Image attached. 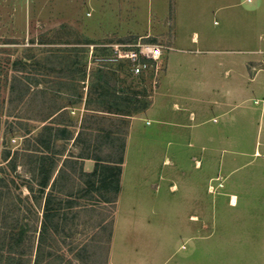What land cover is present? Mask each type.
<instances>
[{
    "label": "rangeland",
    "instance_id": "rangeland-1",
    "mask_svg": "<svg viewBox=\"0 0 264 264\" xmlns=\"http://www.w3.org/2000/svg\"><path fill=\"white\" fill-rule=\"evenodd\" d=\"M85 155L121 159L114 205ZM23 230L0 264H264V0H0V241Z\"/></svg>",
    "mask_w": 264,
    "mask_h": 264
},
{
    "label": "trees",
    "instance_id": "trees-1",
    "mask_svg": "<svg viewBox=\"0 0 264 264\" xmlns=\"http://www.w3.org/2000/svg\"><path fill=\"white\" fill-rule=\"evenodd\" d=\"M58 115V114H57ZM56 115V116H57ZM57 135H56V139H64L65 135L63 133L66 132L65 127L59 128L57 129ZM80 132H78L77 137L79 136ZM70 138V137H69ZM67 138V139H69ZM81 158H86V159H92L94 160V168L93 170L87 174L89 179H98L97 180V184L98 186L94 188L95 186V182H93L90 185V189L88 190V192L92 193L94 190H100V189H105L108 193L109 197H105V202L111 203L112 205L115 204L118 193H119V177H120V164L121 159H119L118 161H111V160H103L100 156H90V155H85V156H80ZM70 163V158H65L62 161V166L63 164H68ZM107 171H115L113 175L111 176H105ZM63 169H61V167L57 170V174L62 173ZM54 182V180H53ZM48 185V179L44 178L42 179L41 183L39 184L40 189L43 190L46 186ZM61 202H64V205H70V199H67L66 201H58V204L61 206ZM50 205L51 202L50 200H46L44 203V208L46 210V212H48L50 210ZM60 208V207H59ZM45 230H47V228L49 230H52L53 227H51V225L45 226L44 227ZM32 231L36 232V227H32ZM23 235H24V230L20 232V234L17 235L16 239L11 242L9 241V239L7 240V237H2L1 239V243H0V247L1 248H8V249H14L17 250L20 247V243L23 239ZM5 236V235H4ZM39 244V243H38ZM37 244V246L34 249V254H33V262L32 264H39L40 262V248L39 245ZM25 251H21V253H19L20 255H23ZM32 254H29V256H31ZM21 264V263H18Z\"/></svg>",
    "mask_w": 264,
    "mask_h": 264
},
{
    "label": "bare ground",
    "instance_id": "bare-ground-1",
    "mask_svg": "<svg viewBox=\"0 0 264 264\" xmlns=\"http://www.w3.org/2000/svg\"><path fill=\"white\" fill-rule=\"evenodd\" d=\"M154 50V49H153ZM90 167V160H88L87 161V164H86V168H89ZM176 187L177 186H173V188H172V190H176ZM231 203L233 204V205H235V203H236V197L234 196V195H232V197H231ZM192 220H195V217L193 216L192 217Z\"/></svg>",
    "mask_w": 264,
    "mask_h": 264
}]
</instances>
